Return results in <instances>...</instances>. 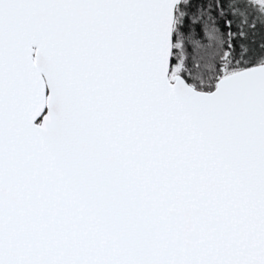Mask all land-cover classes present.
I'll return each mask as SVG.
<instances>
[{
  "label": "snow or ice",
  "instance_id": "6c2138e0",
  "mask_svg": "<svg viewBox=\"0 0 264 264\" xmlns=\"http://www.w3.org/2000/svg\"><path fill=\"white\" fill-rule=\"evenodd\" d=\"M0 264H264V0H0Z\"/></svg>",
  "mask_w": 264,
  "mask_h": 264
}]
</instances>
